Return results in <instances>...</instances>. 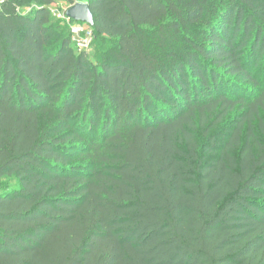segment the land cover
<instances>
[{
    "label": "trees",
    "instance_id": "1",
    "mask_svg": "<svg viewBox=\"0 0 264 264\" xmlns=\"http://www.w3.org/2000/svg\"><path fill=\"white\" fill-rule=\"evenodd\" d=\"M56 1L0 4V264H264V0H62L93 58Z\"/></svg>",
    "mask_w": 264,
    "mask_h": 264
},
{
    "label": "built area",
    "instance_id": "2",
    "mask_svg": "<svg viewBox=\"0 0 264 264\" xmlns=\"http://www.w3.org/2000/svg\"><path fill=\"white\" fill-rule=\"evenodd\" d=\"M4 1L5 0H0V4H2ZM63 15L65 17V14ZM67 21L70 23L69 31L72 44L77 48L78 51H84L88 53L92 40V32L89 25L82 22L70 21L68 19Z\"/></svg>",
    "mask_w": 264,
    "mask_h": 264
},
{
    "label": "water",
    "instance_id": "3",
    "mask_svg": "<svg viewBox=\"0 0 264 264\" xmlns=\"http://www.w3.org/2000/svg\"><path fill=\"white\" fill-rule=\"evenodd\" d=\"M65 17L74 22L86 23L93 25V17L89 5L86 2H77L65 10Z\"/></svg>",
    "mask_w": 264,
    "mask_h": 264
},
{
    "label": "rangeland",
    "instance_id": "4",
    "mask_svg": "<svg viewBox=\"0 0 264 264\" xmlns=\"http://www.w3.org/2000/svg\"><path fill=\"white\" fill-rule=\"evenodd\" d=\"M51 13L52 15L54 16V18L56 20H61L62 21V25L64 26L65 28V32L68 34V31H69V22L67 21V19L64 17V15L62 14V12L68 8V5L62 1V0H57L55 4H53L51 7ZM95 46L93 45L92 43V40H91V43H90V49L87 53V55L91 58H93L94 56V53H95Z\"/></svg>",
    "mask_w": 264,
    "mask_h": 264
}]
</instances>
